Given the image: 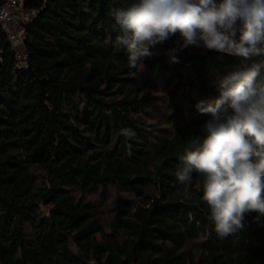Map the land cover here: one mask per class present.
<instances>
[{
    "label": "trees",
    "instance_id": "obj_1",
    "mask_svg": "<svg viewBox=\"0 0 264 264\" xmlns=\"http://www.w3.org/2000/svg\"><path fill=\"white\" fill-rule=\"evenodd\" d=\"M132 2L21 0L24 71L0 28V264H264V216L221 237L203 175L177 178L210 118L198 103L264 56L177 33L131 67L111 12Z\"/></svg>",
    "mask_w": 264,
    "mask_h": 264
},
{
    "label": "clouds",
    "instance_id": "obj_2",
    "mask_svg": "<svg viewBox=\"0 0 264 264\" xmlns=\"http://www.w3.org/2000/svg\"><path fill=\"white\" fill-rule=\"evenodd\" d=\"M111 15L131 67L177 33L181 49L203 47L242 62L264 56V0H133ZM261 70L259 63L240 66L220 82L213 103H198V112L210 117L203 125L205 134L196 136L180 157L178 180L188 182L193 170L203 175L202 198L221 237L243 229L246 213L264 216Z\"/></svg>",
    "mask_w": 264,
    "mask_h": 264
},
{
    "label": "built area",
    "instance_id": "obj_3",
    "mask_svg": "<svg viewBox=\"0 0 264 264\" xmlns=\"http://www.w3.org/2000/svg\"><path fill=\"white\" fill-rule=\"evenodd\" d=\"M36 16V11H23L21 0H5L0 4V28L14 47L16 65L19 71L27 70L28 53L23 47L25 26ZM1 55V52H0ZM1 61V56H0Z\"/></svg>",
    "mask_w": 264,
    "mask_h": 264
},
{
    "label": "rangeland",
    "instance_id": "obj_4",
    "mask_svg": "<svg viewBox=\"0 0 264 264\" xmlns=\"http://www.w3.org/2000/svg\"><path fill=\"white\" fill-rule=\"evenodd\" d=\"M151 51L153 52V53H158V49L157 48H155V47H153L152 49H151ZM159 107V106H158ZM39 208L43 211V213L44 214H46L47 213V211H46V208H44L43 206H41V205H39ZM105 213H103V215H104ZM108 218H106L105 220H104V223H106V220H107Z\"/></svg>",
    "mask_w": 264,
    "mask_h": 264
}]
</instances>
